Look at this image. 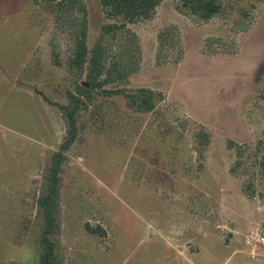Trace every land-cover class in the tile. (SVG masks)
Here are the masks:
<instances>
[{"label": "rangeland", "instance_id": "obj_1", "mask_svg": "<svg viewBox=\"0 0 264 264\" xmlns=\"http://www.w3.org/2000/svg\"><path fill=\"white\" fill-rule=\"evenodd\" d=\"M216 1L207 22L163 0L104 34L123 21L99 0H0V264H41L56 155V264H264V1ZM83 29L104 85L64 146Z\"/></svg>", "mask_w": 264, "mask_h": 264}, {"label": "trees", "instance_id": "obj_2", "mask_svg": "<svg viewBox=\"0 0 264 264\" xmlns=\"http://www.w3.org/2000/svg\"><path fill=\"white\" fill-rule=\"evenodd\" d=\"M163 0H99L104 17L109 20L121 19V25H107L103 27L104 34H111L114 31L125 29L129 24L139 21L150 20L155 15L156 9ZM182 7L200 21H210L218 16L222 11V6L216 0H179ZM264 1V0H260ZM87 33L83 29L79 31L76 40V47L71 61V66L77 70L89 64L88 80L85 85L78 86L79 96L69 93L70 105L65 107V112L69 131L64 146H68L76 139V119L75 114L83 103L82 98H89L96 89L103 87L104 82L100 81L103 75V52L100 46L90 53L86 44ZM91 54V57L88 56ZM89 86L85 87V86ZM131 106H136L139 110L152 112L155 109L153 103L154 94L145 90L140 91L139 95L128 97ZM204 138V136H203ZM60 156H55V165L51 169V178L48 181L47 192L40 200L43 209L45 223L41 235V245L43 247L40 255L41 264H56L58 260L57 248L52 239L57 229L56 211L59 207V187H60Z\"/></svg>", "mask_w": 264, "mask_h": 264}, {"label": "built area", "instance_id": "obj_3", "mask_svg": "<svg viewBox=\"0 0 264 264\" xmlns=\"http://www.w3.org/2000/svg\"><path fill=\"white\" fill-rule=\"evenodd\" d=\"M258 242H259L261 245H264V235L261 236V237L258 239Z\"/></svg>", "mask_w": 264, "mask_h": 264}]
</instances>
